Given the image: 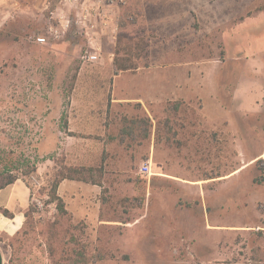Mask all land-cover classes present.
<instances>
[{
	"label": "rangeland",
	"instance_id": "1",
	"mask_svg": "<svg viewBox=\"0 0 264 264\" xmlns=\"http://www.w3.org/2000/svg\"><path fill=\"white\" fill-rule=\"evenodd\" d=\"M58 1L34 31H0V181L16 175L40 202L0 235L5 264L83 249L88 264H264V84L240 82L264 78L240 21L264 0H69L63 21ZM122 113H145L150 137L120 141ZM62 165L99 180L62 179L65 212L48 202Z\"/></svg>",
	"mask_w": 264,
	"mask_h": 264
},
{
	"label": "crops",
	"instance_id": "2",
	"mask_svg": "<svg viewBox=\"0 0 264 264\" xmlns=\"http://www.w3.org/2000/svg\"><path fill=\"white\" fill-rule=\"evenodd\" d=\"M66 2L72 3L69 0H59L54 5V9L50 11L61 21L68 15L65 8ZM251 2L252 0H249V6ZM48 3L49 0H0V31L8 30L12 33L20 31V34L34 31L43 16L42 11L48 6ZM78 6L82 9L80 12L86 10V2L81 5L77 3ZM240 21L242 23L241 32L249 38L255 39L250 50H254L257 54L258 60L256 61L264 65V5L247 12ZM261 22L262 24H260ZM255 74L249 71L245 72L240 77V82L243 81L241 84L263 85L264 82L261 79L264 78ZM30 203L31 191L23 179L17 178L0 188V235L13 236L21 229L25 220V211L29 208ZM3 210H7L10 215H5ZM5 260V249L0 244V264H5Z\"/></svg>",
	"mask_w": 264,
	"mask_h": 264
},
{
	"label": "trees",
	"instance_id": "3",
	"mask_svg": "<svg viewBox=\"0 0 264 264\" xmlns=\"http://www.w3.org/2000/svg\"><path fill=\"white\" fill-rule=\"evenodd\" d=\"M116 68L117 69H126L129 67L117 66ZM180 104H181L180 102L174 103V109L178 110V108H180V106H179ZM183 113H185V112H183ZM179 118H181V116H179ZM190 122L193 123V121H190ZM182 133H180V134H182ZM189 133H190V134H188L189 136L184 134V135H182L183 137H181V138H187L188 140H190L192 138H195V140H197V138H200V135L196 134L195 131H189ZM117 134L119 136L120 141H124L126 138H130L131 140H140V139L149 138L150 134H151L150 118L145 113H140V114H136V113L133 114L132 113L130 115H128L126 113H122L118 116V120H117ZM154 134H156V136L161 134L160 127H157ZM173 135H175V132L173 133ZM173 138L176 139V137H174V136H173ZM178 139H180V137ZM178 139H176V140H178ZM202 144H204V145H202ZM194 145H200L201 146L200 148H204L203 150H207V152H208L207 144H206V141L204 140V138L201 139V144L195 143L192 145V148L194 149V154H196L197 149L195 150ZM219 150L220 149L217 147V148L213 149L211 152H209L207 154V156H209L211 153L212 154L214 153L213 156L215 158H218L220 156L218 153ZM234 168H235V166L233 163L228 164V165L223 164V166L217 165V166L213 167L212 169H210L209 172L202 175L199 179L218 178V177L224 175L225 173H229V172L233 171ZM92 176H93L92 170H89L88 168H86L84 166H71V165L65 166V165H62L61 169L57 173L56 180L52 183L51 189L48 192V195H49L48 202L56 201L57 209L62 211V212H65L64 202L56 194L57 184L64 178L91 181L93 183L99 182V180L92 179ZM17 178L18 177L16 175H12L11 173H7L2 178V180L0 181V188L6 186L7 184H9L11 182H13ZM35 209H36V207L31 202L29 205V208L25 211V218L27 219V217L30 216L31 212H33ZM3 213L5 215H10V213L7 210H3ZM24 223H25V221H24ZM24 223H23V225H24ZM83 250L82 251H80V250L76 251L75 250L74 254H72L73 252L70 250V252L67 255H66V253L62 252L61 256L59 258L55 259L54 264H88L89 259Z\"/></svg>",
	"mask_w": 264,
	"mask_h": 264
},
{
	"label": "built area",
	"instance_id": "4",
	"mask_svg": "<svg viewBox=\"0 0 264 264\" xmlns=\"http://www.w3.org/2000/svg\"><path fill=\"white\" fill-rule=\"evenodd\" d=\"M64 27L67 26V24L63 25ZM52 30V36H54L55 38H57L60 35V30L57 28L51 29ZM33 40L38 43V44H45L47 42L48 37L44 34H36L34 36H32ZM81 58L84 61H94L97 58V54L95 52L93 53H89L88 51H85V53H83L81 55ZM263 164H264V157H263ZM142 172L144 173H148L149 172V165L148 163H144V165L142 166ZM31 202L34 203L35 205H39L40 202L38 199H36L35 197L31 196Z\"/></svg>",
	"mask_w": 264,
	"mask_h": 264
}]
</instances>
